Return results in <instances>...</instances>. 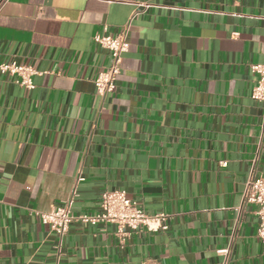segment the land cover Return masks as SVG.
<instances>
[{
	"label": "crops",
	"instance_id": "0c3cea01",
	"mask_svg": "<svg viewBox=\"0 0 264 264\" xmlns=\"http://www.w3.org/2000/svg\"><path fill=\"white\" fill-rule=\"evenodd\" d=\"M114 92L96 33L137 8ZM34 67V87L0 69V264H264V0H0V64ZM125 190L167 230L117 234L74 220L62 239L41 219L75 191L76 215ZM229 247L228 254L218 250Z\"/></svg>",
	"mask_w": 264,
	"mask_h": 264
},
{
	"label": "built area",
	"instance_id": "2783aa9c",
	"mask_svg": "<svg viewBox=\"0 0 264 264\" xmlns=\"http://www.w3.org/2000/svg\"><path fill=\"white\" fill-rule=\"evenodd\" d=\"M137 8L116 35L108 33H96L95 42L106 48L111 55L110 65L99 71L95 78L97 92L100 95L114 92L117 87L118 75L121 72L123 55L130 48L129 31L134 19L140 13L146 12L151 4L147 2H137ZM253 71L259 73V78L253 88V98L264 101V63L252 64ZM0 69L3 72L18 74L17 82L28 88L34 87L33 76L37 73L31 65L19 64L17 62L1 63ZM75 191L64 200L61 205L52 208L50 211L42 212L41 219L49 224L60 239L64 237L74 220H81L92 224L114 223L117 225V234L124 238L131 230L147 229L149 231L167 230L170 227L171 214L156 213L150 214L134 199L130 198L125 190H105L101 194V210L97 213L74 214L73 205ZM244 204L252 203L257 205V215L259 217L258 236L264 245V175L252 173L246 181L244 193ZM229 247L219 249V253L228 254Z\"/></svg>",
	"mask_w": 264,
	"mask_h": 264
}]
</instances>
